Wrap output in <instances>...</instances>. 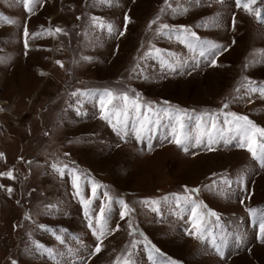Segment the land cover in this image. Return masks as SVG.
<instances>
[{
    "label": "rangeland",
    "instance_id": "rangeland-1",
    "mask_svg": "<svg viewBox=\"0 0 264 264\" xmlns=\"http://www.w3.org/2000/svg\"><path fill=\"white\" fill-rule=\"evenodd\" d=\"M169 2L179 10L161 13L164 0H115L112 6L40 0L29 13L23 0H0V18L15 21L0 20V173L14 177L0 176V264H264V162L239 147L235 133L218 137L211 151L206 140L190 141L185 152L172 142L171 121L161 113L142 140L131 122L121 139L100 119L95 97L72 95L107 88L139 94L161 109L235 112L264 128V96L237 92L245 77L264 84V19L236 8L234 0ZM255 7L264 17V0ZM92 16L115 32L93 29ZM160 23L190 28L197 45L224 48L200 56L199 47L189 48L176 33L158 34ZM56 27L67 34L33 35ZM153 48L175 70L145 56ZM53 165H67L64 175ZM73 168L81 175L79 194ZM186 196L219 217H207L203 240L189 234ZM83 200L91 201L94 226L106 208L99 253ZM121 200L132 210L123 219Z\"/></svg>",
    "mask_w": 264,
    "mask_h": 264
},
{
    "label": "snow or ice",
    "instance_id": "snow-or-ice-1",
    "mask_svg": "<svg viewBox=\"0 0 264 264\" xmlns=\"http://www.w3.org/2000/svg\"><path fill=\"white\" fill-rule=\"evenodd\" d=\"M99 3L112 6L115 0H98ZM40 3V0H23L24 8L29 12H33L36 4ZM257 5V0H234V6L236 8L242 9L244 12L254 15L258 20L264 19L261 15V10ZM171 9L174 13L179 9H174L169 0H164V7L161 8L160 12L164 13L166 10ZM187 11V9H183ZM128 21V18H125ZM160 19L158 15L155 20L151 22L149 27L151 28L152 24H156ZM3 22L14 23L15 21L9 20L8 18H0ZM235 16H233V28H235ZM91 27L93 29H100L102 31H107L109 34L115 32V27L111 23L105 22L101 17L92 16L91 17ZM126 29V25H125ZM158 34L160 35H169L171 33H176L177 38L181 39L182 42L186 43L189 48L195 50L196 47H199V55L204 56L205 54L212 55L214 52L219 51L224 48L223 45L213 43V42H203L202 44L197 45L196 42L199 41V37L193 32L190 28L181 26L179 29H172L166 23H160L159 28L157 29ZM58 34L67 33L64 32V29L56 27L54 29L48 28L45 29L42 33H35V36L41 35H50L56 36ZM29 32L27 28L24 29L25 36V47H28L27 38L29 37ZM119 35H124V32L121 31ZM155 55L156 57L161 58V63L165 64L168 68L175 70V67L172 64H169L166 60L163 59L160 49L153 48L151 52L145 53V56ZM84 59H91L90 57H84ZM61 67L63 64L60 61H56ZM212 64L215 65V61H212ZM178 66V65H177ZM246 65L245 67H247ZM43 74V73H42ZM243 88L249 94L258 93L260 96H264V84L257 85L255 82L244 78V82L241 83L240 87L237 88V92ZM74 97H95L98 100L99 110H100V119L108 122L118 135L121 136V139L128 135V128L131 122L132 129L135 133L137 140H142L144 134L149 131V125L153 122H160V114L163 113L171 121V136L172 142L179 148H182L185 152L189 149V142L194 140L196 146L207 142L208 150H212V145L218 142V137L223 138L226 132H233L235 136L239 138V147L246 148L247 151L251 154L253 159L260 160L264 162V128L258 127L252 120L247 116L239 115L235 112H224L221 110L219 113L213 112H202L195 114L194 110L190 112L187 109L173 108L171 106L161 109L155 107L151 102H142L139 94H136L134 97L130 96L128 92H117L111 89H104L99 93L95 92H73ZM167 104V101L164 102ZM228 104L223 105V109H227ZM223 116L224 125H228V128H222L220 126L219 117ZM194 121V124H193ZM195 133V135H193ZM151 147V145H149ZM2 155V154H0ZM56 169L62 176L65 173L67 165L63 168H58L56 165L52 166ZM73 175V186L77 189V194L80 191V181L81 175L77 173L76 169H71ZM0 176H7L8 178H14L13 173L8 171L6 173H0ZM225 184L228 183V180L225 178L223 181ZM2 187V185H0ZM97 185H93V195H95ZM8 191L11 192L12 189L8 188ZM185 191L197 192L198 189H188L185 188ZM107 196V193H105ZM183 199L192 205V224L193 230L189 233L190 235H195L198 239L203 240L205 234L207 233V217H215L216 221H219V217L215 212L208 211L205 213L202 211L203 205L198 203L195 200H192L190 197H183ZM85 208V215L89 218V227L93 230V235L96 236L97 241L99 242L94 251L99 253L101 251L100 244H102V237L106 235L107 232V219H106V208L101 207L96 218L95 226L91 221L90 214V200L82 201ZM123 206V211H121V218H125L132 211L123 200L120 201ZM155 204L156 202H152ZM156 210L155 208L153 209ZM250 212L253 215H256L255 209H250ZM43 227V226H41ZM261 229L264 231V222L261 223ZM39 247V245H38ZM15 264V261H13ZM119 264V262H118ZM125 264H130V261H125ZM168 264H177L175 260H169Z\"/></svg>",
    "mask_w": 264,
    "mask_h": 264
}]
</instances>
